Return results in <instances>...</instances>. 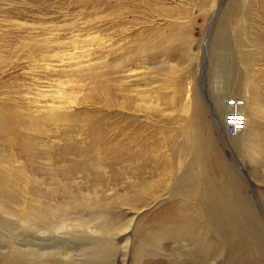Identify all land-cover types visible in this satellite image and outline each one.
Listing matches in <instances>:
<instances>
[{"label":"rangeland","instance_id":"1","mask_svg":"<svg viewBox=\"0 0 264 264\" xmlns=\"http://www.w3.org/2000/svg\"><path fill=\"white\" fill-rule=\"evenodd\" d=\"M185 64L172 82L168 68ZM247 74L264 104V0H0L3 202L47 207L62 226L21 241L48 248L55 264H264V116L242 108L241 145L212 103L214 93L243 98ZM189 81L212 182L226 187L227 170L248 208L233 231L230 221L215 232L190 194L196 151L179 113ZM51 107L60 122L31 124Z\"/></svg>","mask_w":264,"mask_h":264},{"label":"bare ground","instance_id":"2","mask_svg":"<svg viewBox=\"0 0 264 264\" xmlns=\"http://www.w3.org/2000/svg\"><path fill=\"white\" fill-rule=\"evenodd\" d=\"M213 5L214 2L211 3L209 6H206L207 10H211ZM243 33L244 32H241V34ZM190 56H191V60H193L191 51H190ZM189 60L190 58L188 59V61ZM118 66L119 65H115L112 67H118ZM189 67H190L189 64H185L184 66L180 65L178 68L170 66L166 74L168 75V78L172 82H175L179 78L177 75H179L180 73L182 74L183 71H188V70L190 71ZM100 68H104V67H100ZM90 69H94V67H91ZM94 75H97V73H94ZM247 75L248 76H245L246 79H244V84L242 85L243 86L242 93L245 92L243 98L241 99L229 98L222 101V99L216 93H214L212 96V100H213L212 103L215 107V110L217 108V110L221 112V115L219 117L220 119L217 121L218 122L221 121V117L223 114L224 116L223 127L226 136L235 137V138L239 137L238 142L241 145L244 139H246L249 136L248 130L245 127V118L242 113V108L243 107L245 108L246 105H249V110L252 113L257 112L264 116V104L262 100L254 99V97L251 96L249 93L248 84L245 81L247 80V77H249V74ZM98 76H101V74L97 75V77ZM219 81L221 82V86L226 82L222 79H220ZM194 89L195 87L193 83L191 84L190 81L186 83L185 101L181 104L179 110L180 114L187 116L186 117L187 124L183 129V135H184L183 144L186 145L187 148H191L193 149V151H196L195 154H191L190 158H188L194 161L193 164H195L199 176V179H197L195 183L191 184V186L195 187L194 188L195 190L190 191V194L191 196L198 199V202L205 207V213L208 216L211 224L214 226L215 232L218 233L220 232V230L227 231L226 226L230 221L233 220V215H235L236 220L243 218V211H241V209H244L245 205L243 203L244 202L243 197L239 193L236 180L229 175L227 170L225 172L226 173L225 183L220 181V183L225 184L226 187L216 186L214 182H212L213 179L211 178V174L208 170L212 168L214 161L213 162L209 161L210 152L208 147L210 146L207 145L205 131L202 128L203 125L199 123V116H200L199 114L201 110V105L199 103V100L197 99L196 94L194 93ZM60 95L63 96L64 98H67L68 100H71L70 97L66 94L64 95L60 94ZM57 110L58 109H55V107H51L49 109L48 115L43 119H39L35 116H32L33 118H31V124L33 125L35 124L39 126L41 129H43L48 122H51L54 125H56L58 122L62 120V118L56 113ZM234 113L243 116V122H242L243 125L242 128L239 129L236 135L229 136L227 133V126L225 120L227 115H233ZM4 121H5L4 116L0 113V124ZM196 154L198 155L195 156ZM254 158H255V163L253 164H255L256 168H259L260 165H258L257 163L259 162L258 161L259 159L257 157ZM17 167L22 168V166H17ZM195 167L193 169H195ZM1 168L6 170L7 172L9 170L5 166H1ZM18 168L15 167V170L19 172ZM202 183H204V185H201ZM200 185L203 187H201ZM223 191H226L230 197L232 196L233 200L232 201H227L226 199L222 200L220 196ZM6 195L7 194H5L3 191H0V219L3 220L4 217L6 216L5 214L8 213H14L17 216H14L12 214L14 217L8 218L6 222H0V264H55L52 260L46 259L49 258L50 255L54 258L53 253L48 248L40 249V244L35 243L32 240L29 241L28 239L25 238L23 239L24 241L27 242H22L21 233L23 234V236H26L28 233L36 235L37 232V235L40 236L41 231H44L45 234H47L48 232H51L53 230H60V228L62 229V226L53 222L50 219V213L47 207L39 205V209H36L34 207H25L26 204L24 203L22 205L16 204L18 206L16 207V209L14 207H12V209L8 208L3 202V199L7 197ZM218 205L221 207H219L217 210L216 206ZM225 208L227 209L230 208L231 214L225 215L222 212ZM235 225L239 226L240 224L234 223L232 221V223L230 224L231 231L234 230ZM108 236L109 233L107 234V237ZM57 237L56 239H58ZM28 238L32 239V237H28ZM111 238L113 239L112 236ZM37 239L43 241L42 238L40 239L38 237L35 238V240ZM2 242L3 244L1 245ZM50 246L53 247L52 245ZM50 246L49 248H51ZM106 248L107 247H104L103 244H100L97 248L98 249L96 252L97 254L92 253L90 255H98L100 253H104L107 250ZM65 255L66 253L61 254L62 256L61 259L63 262H67L68 258L69 259L71 258L69 254H67V258H65Z\"/></svg>","mask_w":264,"mask_h":264},{"label":"built area","instance_id":"3","mask_svg":"<svg viewBox=\"0 0 264 264\" xmlns=\"http://www.w3.org/2000/svg\"><path fill=\"white\" fill-rule=\"evenodd\" d=\"M225 121L228 135L234 136L242 128L243 116L234 113L233 115H227Z\"/></svg>","mask_w":264,"mask_h":264}]
</instances>
